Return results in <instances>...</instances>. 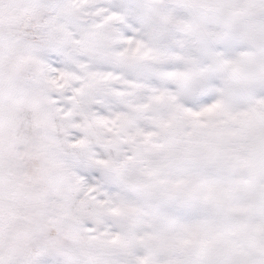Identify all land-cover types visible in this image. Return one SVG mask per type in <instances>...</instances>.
Returning <instances> with one entry per match:
<instances>
[{"label":"snow or ice","instance_id":"obj_1","mask_svg":"<svg viewBox=\"0 0 264 264\" xmlns=\"http://www.w3.org/2000/svg\"><path fill=\"white\" fill-rule=\"evenodd\" d=\"M0 264H264V0H0Z\"/></svg>","mask_w":264,"mask_h":264}]
</instances>
